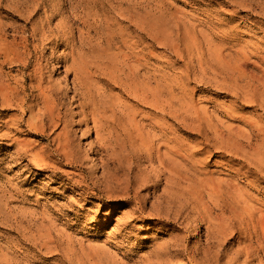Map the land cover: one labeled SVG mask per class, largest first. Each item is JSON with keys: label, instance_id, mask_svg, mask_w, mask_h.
<instances>
[{"label": "rangeland", "instance_id": "obj_1", "mask_svg": "<svg viewBox=\"0 0 264 264\" xmlns=\"http://www.w3.org/2000/svg\"><path fill=\"white\" fill-rule=\"evenodd\" d=\"M70 50L128 63L130 91L93 78L141 140L176 148V172L118 149L86 155L93 135L70 164L0 96V264H245L234 255L249 236L264 263L235 223L264 211V0H0V83L38 102L37 61L70 87Z\"/></svg>", "mask_w": 264, "mask_h": 264}, {"label": "bare ground", "instance_id": "obj_2", "mask_svg": "<svg viewBox=\"0 0 264 264\" xmlns=\"http://www.w3.org/2000/svg\"><path fill=\"white\" fill-rule=\"evenodd\" d=\"M40 36L41 35H39V37ZM69 52L72 57L70 64L63 66H65L64 68L65 73L68 76H72L69 82L70 87H68L67 85L68 82L60 81L59 83H57L58 81L54 82L51 79V75L45 76L44 74L46 72L44 70L45 69L47 70V68L45 67L43 68L42 65L37 63V61L34 63V65H32L31 70L29 72V80L34 83L32 84L34 85L32 89L36 93L35 98L38 101V102L35 101L36 103L32 101H28L27 98H26L27 100H25L22 97H20L19 93H17V90L11 88L8 84L3 82L0 83V96L3 98V100L6 101V104L9 105L10 107L16 108L20 112V115L21 114L23 115V117L26 116L23 119L20 118L19 122L22 125L24 124L27 131H30L32 134L46 135L47 133H49L54 135L52 137V142L55 144V152H57V154L62 158V160H65L70 164L79 166L83 164L84 161L87 160L86 158H79L76 156L79 146L75 142L76 140L77 141L86 140L88 137L93 135L92 140L86 142V146H87L86 155L89 154V155L97 156L101 154V152L109 154L112 152L114 153L118 149L119 153L123 154L125 158L135 157V162L137 163L141 160H146L149 163L154 160L161 169L160 170L161 173L167 174L168 178L174 177L176 172V167L178 164L177 162L178 160H176L175 158V156H177L176 148L171 146L167 151V153L164 154L161 152L162 146H160L159 142L156 145V144H152V140H148V141L141 140L142 136L139 133H137L135 129L132 128L131 119L126 107H125L126 111L125 109L121 110V113H123L121 116L119 117L118 115L116 116L114 112L115 103L113 102L110 103L111 96L106 91H100V89L97 87V81L95 80L96 78L95 79L93 78L95 77L94 75L97 74L102 76L104 75L112 76L114 79L113 82L123 86V88L124 87L127 88L128 87L127 80L129 77V73L131 71L128 63L123 60L122 62H119L120 64L116 65V67L111 65V67H109L111 69L109 70L100 63L102 56L101 57L96 55L87 56L80 52L73 53V51L71 50ZM68 55L69 54H67L66 56ZM29 56L30 55H28V57ZM68 57L70 58V56ZM50 73L52 75L57 74L55 73L54 70H51ZM118 75L119 76L122 75V77L119 78ZM122 78H124L127 81V83L123 81ZM141 81L142 80H140V82ZM66 93H71L72 94L71 100L74 99L73 109L71 108L72 111L67 114L61 112L60 109L61 104L59 103L60 101H58L59 98L58 95L60 94L64 95ZM138 96L141 99L140 101L145 100V96L143 95H138ZM29 100L32 99L30 98ZM66 107H68V105ZM139 142H141L140 150L138 148ZM256 156L258 157V154ZM117 157H119V154L113 156L114 159H116ZM98 160L100 161L102 166L103 164H107L106 161L103 162L104 160H102V158H98ZM262 160H264V158H262ZM262 160L260 163L264 162ZM262 164L260 165L262 166ZM139 173H141V171ZM145 184L148 185L147 183ZM249 209L247 211H244L243 209L242 211H244L245 213L243 212L242 214L241 212L242 215L240 216L239 214H236L237 215L236 216L237 220L235 222L236 226L242 228L243 233L245 232V229L250 228V234L255 238V241L257 243L256 249L264 251V211L254 207H252L250 211ZM216 221L219 222L218 220ZM217 222H215V224L216 226L219 224V226H217L216 228H219L220 229L219 231L221 232L222 230H224L223 229L224 226H222L221 223H217ZM251 238L252 237L249 236L247 239L245 240L243 239V242L245 241L246 243H243L241 245L237 244L238 249L236 250L234 255L235 261H238L242 257H243V262L245 264H250L251 261L253 260H257V262L259 261L256 252L254 251V248L251 246L250 243ZM202 254L204 255V252ZM258 264H264V263L258 262Z\"/></svg>", "mask_w": 264, "mask_h": 264}]
</instances>
